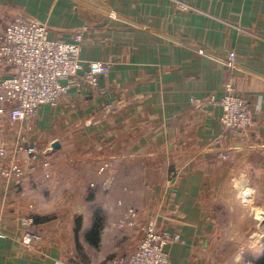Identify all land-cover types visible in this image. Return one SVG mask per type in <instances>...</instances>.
Returning a JSON list of instances; mask_svg holds the SVG:
<instances>
[{
    "label": "crops",
    "instance_id": "1",
    "mask_svg": "<svg viewBox=\"0 0 264 264\" xmlns=\"http://www.w3.org/2000/svg\"><path fill=\"white\" fill-rule=\"evenodd\" d=\"M19 17L46 25L51 39L83 34L81 59L111 68L104 94L74 87L25 124L0 115V148L27 139L49 162L24 163L21 178L6 180L0 159V264H65L73 249L65 220L99 209L119 222L130 207L140 238L148 223L180 235L168 247L171 264H257L264 0H0V31ZM11 74L0 62V81ZM228 82L249 101L255 127L222 139L223 111L208 100L222 98ZM26 218L44 238L42 254L22 247Z\"/></svg>",
    "mask_w": 264,
    "mask_h": 264
},
{
    "label": "built area",
    "instance_id": "2",
    "mask_svg": "<svg viewBox=\"0 0 264 264\" xmlns=\"http://www.w3.org/2000/svg\"><path fill=\"white\" fill-rule=\"evenodd\" d=\"M180 6L186 8L184 4ZM82 42L81 33L71 43L51 39L46 25L27 21L23 17L0 31V62L12 69L11 76L0 81V115H8L14 125L25 124L37 116L40 108H56L74 87L89 88L93 94H104L100 88L101 81L108 76L111 64L83 61ZM235 59L236 54L230 52L229 60L233 62ZM208 103L223 111L220 138L241 136L255 127V113L233 82L226 84L222 98L212 95ZM0 159L6 161L1 171L6 180L21 178L27 171L24 163L35 166L42 162L44 167L49 166V162L27 139H23L13 150L1 147ZM107 168L108 165L103 166L100 173ZM137 219V209L130 207L126 217L116 227L120 230L134 229ZM23 226V249L28 253L42 254L44 238L33 229V219H24ZM142 231L137 248L121 257L116 264H171L168 247L179 242L180 235L158 230L154 223L146 224Z\"/></svg>",
    "mask_w": 264,
    "mask_h": 264
},
{
    "label": "rangeland",
    "instance_id": "3",
    "mask_svg": "<svg viewBox=\"0 0 264 264\" xmlns=\"http://www.w3.org/2000/svg\"><path fill=\"white\" fill-rule=\"evenodd\" d=\"M103 219L102 226L105 230L101 232L99 246H92L86 241L88 227L98 219ZM78 215L69 217L65 220L66 230L64 232L65 241L71 243L72 248L69 250L67 258L68 264H116L117 261L124 256L132 253L140 243L141 234L134 229H117V219L115 216L104 214V211L97 209L94 211H86L80 218L82 219V228L80 232L75 234V228L78 224ZM52 220L55 217L51 218ZM74 221V223H72ZM74 225V227H73ZM78 237L79 245L76 242ZM74 240V241H73ZM70 245V244H69ZM70 252L72 254L70 255Z\"/></svg>",
    "mask_w": 264,
    "mask_h": 264
},
{
    "label": "trees",
    "instance_id": "4",
    "mask_svg": "<svg viewBox=\"0 0 264 264\" xmlns=\"http://www.w3.org/2000/svg\"><path fill=\"white\" fill-rule=\"evenodd\" d=\"M96 218H98V217H96ZM50 220H51V218H49V217H35V223H37V224H43V223H46ZM102 223H103V219H101V220H99V218L96 219L93 222L92 229L86 235V241L92 246H96V247L99 246L100 237H101V230L103 228ZM81 227H82V219L79 218L78 219V231L76 232L77 235L80 232ZM77 235H75V237H76V242L79 245ZM257 264H264V257Z\"/></svg>",
    "mask_w": 264,
    "mask_h": 264
},
{
    "label": "water",
    "instance_id": "5",
    "mask_svg": "<svg viewBox=\"0 0 264 264\" xmlns=\"http://www.w3.org/2000/svg\"><path fill=\"white\" fill-rule=\"evenodd\" d=\"M60 147H61L60 142H59V141H56V142H54V143L52 144L51 149H52V150H57V149H59Z\"/></svg>",
    "mask_w": 264,
    "mask_h": 264
}]
</instances>
